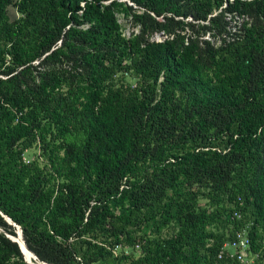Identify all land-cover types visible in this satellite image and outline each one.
<instances>
[{
    "label": "trees",
    "instance_id": "obj_1",
    "mask_svg": "<svg viewBox=\"0 0 264 264\" xmlns=\"http://www.w3.org/2000/svg\"><path fill=\"white\" fill-rule=\"evenodd\" d=\"M0 212L48 264H264V0H0Z\"/></svg>",
    "mask_w": 264,
    "mask_h": 264
},
{
    "label": "rangeland",
    "instance_id": "obj_2",
    "mask_svg": "<svg viewBox=\"0 0 264 264\" xmlns=\"http://www.w3.org/2000/svg\"><path fill=\"white\" fill-rule=\"evenodd\" d=\"M9 16H10V18H11L12 20H14V19H16V18L18 17V14H17L15 8L11 7V8L9 9ZM119 19H120L121 24L123 25V31H124V34H125L126 36H130V35L132 34V32L135 30V29L133 28L132 24L129 22V20H126V18H125L124 15H122V14L119 15ZM241 22H242V21L237 17V20L234 21L233 26H237V25H239ZM235 29H236V27H235ZM160 36H161V35L156 36V39H162ZM36 155H39V152H38V151H35V150H33V151L27 153V160H26V161H29L32 157L35 158Z\"/></svg>",
    "mask_w": 264,
    "mask_h": 264
},
{
    "label": "built area",
    "instance_id": "obj_3",
    "mask_svg": "<svg viewBox=\"0 0 264 264\" xmlns=\"http://www.w3.org/2000/svg\"><path fill=\"white\" fill-rule=\"evenodd\" d=\"M162 39H157V41H162L165 37L160 36ZM232 247L236 250L235 254L238 256L242 264H250L247 260V249L249 247V238L244 232L238 233L237 239L233 241Z\"/></svg>",
    "mask_w": 264,
    "mask_h": 264
},
{
    "label": "water",
    "instance_id": "obj_4",
    "mask_svg": "<svg viewBox=\"0 0 264 264\" xmlns=\"http://www.w3.org/2000/svg\"><path fill=\"white\" fill-rule=\"evenodd\" d=\"M1 213V212H0ZM2 214V213H1ZM4 217H5V219L9 222V224H11V225H13L14 227H16L17 228V230H18V235H20V238H21V240H22V242H23V244H21L19 241H17V240H15L14 238V236H12V235H9L8 234V237L9 238H11L14 242H17L18 244H19V246H20V248H21V250H22V253L24 254V257H25V260L29 263V264H36V263H32V262H30L28 259H27V257H26V253L27 252H31L32 253V255H34L35 256V259H37V260H39L38 259V257L26 246V244H25V241H24V239H23V233H22V229H21V227L20 226H18L11 218H9L8 216H5L4 214H2ZM39 262H41V263H46V262H43V261H41V260H39ZM46 264H48V263H46Z\"/></svg>",
    "mask_w": 264,
    "mask_h": 264
},
{
    "label": "bare ground",
    "instance_id": "obj_5",
    "mask_svg": "<svg viewBox=\"0 0 264 264\" xmlns=\"http://www.w3.org/2000/svg\"><path fill=\"white\" fill-rule=\"evenodd\" d=\"M17 241H19L21 244H23V242H22V240H21V238H20V235H18V238L16 239ZM26 257H28L27 259L30 261V262H32V263H36V264H46V263H41V262H39V260H37V259H35V256L34 255H32V253L31 252H27L26 253Z\"/></svg>",
    "mask_w": 264,
    "mask_h": 264
}]
</instances>
